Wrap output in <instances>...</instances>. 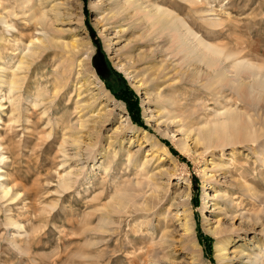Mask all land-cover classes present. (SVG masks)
Wrapping results in <instances>:
<instances>
[{
  "label": "rangeland",
  "instance_id": "374dc122",
  "mask_svg": "<svg viewBox=\"0 0 264 264\" xmlns=\"http://www.w3.org/2000/svg\"><path fill=\"white\" fill-rule=\"evenodd\" d=\"M155 8L235 57L229 81L176 54ZM105 58L133 96L109 89ZM251 72L264 0H0V264H264Z\"/></svg>",
  "mask_w": 264,
  "mask_h": 264
},
{
  "label": "bare ground",
  "instance_id": "6f19581e",
  "mask_svg": "<svg viewBox=\"0 0 264 264\" xmlns=\"http://www.w3.org/2000/svg\"><path fill=\"white\" fill-rule=\"evenodd\" d=\"M125 2L127 4H131L133 2V0H125ZM136 11L138 13L141 12L140 6H136ZM147 13L148 12H145L143 14L146 15ZM146 18L148 19V21L149 20L152 21V25L154 27L162 30L163 32H166L169 36L171 35L170 38L173 41V45L175 47L176 54H182V56L187 58L189 61H194V62H198V63L202 64L210 72V74H208V77H209L208 79L210 81V85L213 84V82H214V78H213L214 76H215V78L217 77L218 79H220L222 81H229L228 71L221 68V66L225 62H230L235 57H233L232 55H229L227 53H224L225 51L223 52L222 50L216 49L215 46L207 43L203 39L196 37L197 35H195L190 29H188L186 27V25L183 23V21H180L179 18H176L173 15V12L169 11L168 9L162 10L159 8H155V13L154 14L148 13L146 15ZM40 21H41V19H40ZM37 40H38L37 42H41V40H39V39H37ZM33 44L34 43L31 42L29 45H33ZM28 50H29L30 54H28L27 56L29 58L34 57L35 56L34 50L27 49V51ZM25 57H26V55H25ZM26 62H25V59L24 60L21 59L19 61L17 69L19 68V66H23V64H25ZM232 67H233V70H235L236 74L239 73L240 71H244V70H247V71L253 70V67H250L241 61L234 62ZM214 73H216V74L212 75ZM251 75L254 76V86L256 87V89L262 90V92L264 93V78L259 76L258 73L251 72ZM16 85H17V81L12 77L8 82V92H9L8 95L13 93ZM254 86H250V85L246 86L247 91L249 92L248 89H251ZM239 87L240 86H238L237 88H239ZM99 91L102 93H108L106 90H104V91L99 90ZM229 123H230V121H229ZM226 125H227V122H225L223 124V126H222L223 129L226 127ZM222 131H224V130H222ZM143 132L146 133L145 131H143ZM209 138H210V135H209V137H206V139H209ZM0 151H1V146H0ZM167 153H168V151H167ZM2 160H3V156L0 154V162H2ZM1 178H2V176H0V179ZM182 183H184L188 186L190 183V180L185 179L184 181H182ZM8 189H10V188H8L6 185L0 184V199L7 195ZM13 225L16 228L20 227L17 223H14ZM260 261H261L260 260V254L256 252V254L254 255V258L252 260V264H260Z\"/></svg>",
  "mask_w": 264,
  "mask_h": 264
},
{
  "label": "trees",
  "instance_id": "16d2710c",
  "mask_svg": "<svg viewBox=\"0 0 264 264\" xmlns=\"http://www.w3.org/2000/svg\"><path fill=\"white\" fill-rule=\"evenodd\" d=\"M99 74H101V77L105 80V82L110 86L109 89L116 95H121L122 93L125 95H130L133 96L132 90L128 87L125 79L123 76L115 71L109 64L108 60L105 58L103 67L98 69ZM107 75V77H106ZM108 79H111L110 82H108ZM112 84V85H111ZM124 100L127 103V106L129 107V111L132 108V104H136L135 101L133 100V103H131V99H128V97L123 96ZM131 104V105H130ZM136 120V119H135ZM136 122H139L136 120Z\"/></svg>",
  "mask_w": 264,
  "mask_h": 264
}]
</instances>
